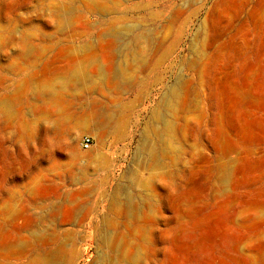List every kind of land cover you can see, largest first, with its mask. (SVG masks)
<instances>
[{"label": "rangeland", "instance_id": "obj_1", "mask_svg": "<svg viewBox=\"0 0 264 264\" xmlns=\"http://www.w3.org/2000/svg\"><path fill=\"white\" fill-rule=\"evenodd\" d=\"M0 264H264V0H0Z\"/></svg>", "mask_w": 264, "mask_h": 264}, {"label": "built area", "instance_id": "obj_2", "mask_svg": "<svg viewBox=\"0 0 264 264\" xmlns=\"http://www.w3.org/2000/svg\"><path fill=\"white\" fill-rule=\"evenodd\" d=\"M91 144H92V140H91L90 137H85V138L83 139V147H84L85 149H89L90 146H91Z\"/></svg>", "mask_w": 264, "mask_h": 264}]
</instances>
